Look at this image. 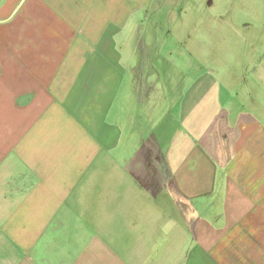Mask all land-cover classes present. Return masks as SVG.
Instances as JSON below:
<instances>
[{"label":"crops","instance_id":"obj_1","mask_svg":"<svg viewBox=\"0 0 264 264\" xmlns=\"http://www.w3.org/2000/svg\"><path fill=\"white\" fill-rule=\"evenodd\" d=\"M171 1L0 0V264H264V0Z\"/></svg>","mask_w":264,"mask_h":264},{"label":"rangeland","instance_id":"obj_2","mask_svg":"<svg viewBox=\"0 0 264 264\" xmlns=\"http://www.w3.org/2000/svg\"><path fill=\"white\" fill-rule=\"evenodd\" d=\"M199 2L201 3V2H203V0H192V3L194 4L193 7H196L199 4ZM160 3H161L160 6L165 7V9H167L168 7L176 8V7H178V5L180 6V3H178V2L174 3V1H171V0H160ZM214 3H215V1H214ZM216 5H217V3H216ZM216 5L212 8L213 9L216 8ZM212 8H210V9H212ZM150 16H151V14H150ZM162 16L165 17V14H163ZM192 27H194V26H192ZM145 32L147 33V37H150V42L153 43V39L151 37H153V35L155 33H158L161 36L162 30L161 31H155L154 25L151 24L150 27L145 30ZM145 40H146V37H145ZM150 42H148L147 48L150 46V44H151ZM196 42H197V33L196 32H189V45H188L189 49L196 50V47L198 46ZM144 43H146V41ZM173 43H174L173 46L175 47V45H177V42L175 41V39L173 40ZM176 63L178 65L179 62L177 61Z\"/></svg>","mask_w":264,"mask_h":264}]
</instances>
